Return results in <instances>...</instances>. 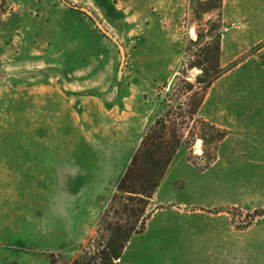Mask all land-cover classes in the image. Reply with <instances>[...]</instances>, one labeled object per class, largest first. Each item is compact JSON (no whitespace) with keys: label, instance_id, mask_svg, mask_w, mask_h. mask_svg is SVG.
Returning <instances> with one entry per match:
<instances>
[{"label":"rangeland","instance_id":"obj_1","mask_svg":"<svg viewBox=\"0 0 264 264\" xmlns=\"http://www.w3.org/2000/svg\"><path fill=\"white\" fill-rule=\"evenodd\" d=\"M217 38L220 73L197 113L207 123L178 147L147 211L196 224L173 245L189 258L163 264H264V0H6L0 264L81 251L159 93L193 82L200 69L187 65L211 67Z\"/></svg>","mask_w":264,"mask_h":264},{"label":"trees","instance_id":"obj_2","mask_svg":"<svg viewBox=\"0 0 264 264\" xmlns=\"http://www.w3.org/2000/svg\"><path fill=\"white\" fill-rule=\"evenodd\" d=\"M5 11L6 0H0V16ZM193 54L202 56V59L205 55L200 49L198 52L194 50ZM218 54L217 38L211 51L214 60L211 67L202 66V61L187 65L188 68L196 65L200 69L195 80L175 77L164 95L159 93L161 107L149 119L138 146L99 216L94 233L75 256L59 251L48 252V264H117L131 236L144 231L150 215L147 207L178 147L181 144L190 147L195 137L202 134L197 131L199 124L207 123L198 118L197 113L206 90L220 73Z\"/></svg>","mask_w":264,"mask_h":264},{"label":"crops","instance_id":"obj_3","mask_svg":"<svg viewBox=\"0 0 264 264\" xmlns=\"http://www.w3.org/2000/svg\"><path fill=\"white\" fill-rule=\"evenodd\" d=\"M149 211L144 231L131 236L119 261L124 264H163L165 260L189 258L188 253L178 251L173 245L195 238V222L179 219L172 209L163 211L151 207Z\"/></svg>","mask_w":264,"mask_h":264},{"label":"water","instance_id":"obj_4","mask_svg":"<svg viewBox=\"0 0 264 264\" xmlns=\"http://www.w3.org/2000/svg\"><path fill=\"white\" fill-rule=\"evenodd\" d=\"M81 10H82L85 14L89 15V16L91 17V19H92L95 23L99 24L98 21H97V19H96V17H95V15H94V13H93L92 11H90V10H88V9H86V8H83V9H81ZM120 52H121V54H122V56H123V54H124V49H123L122 47H120Z\"/></svg>","mask_w":264,"mask_h":264}]
</instances>
